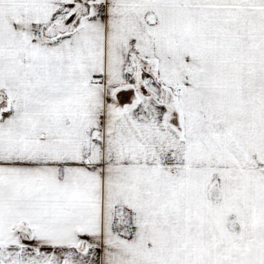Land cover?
Here are the masks:
<instances>
[{"label":"snow or ice","instance_id":"snow-or-ice-1","mask_svg":"<svg viewBox=\"0 0 264 264\" xmlns=\"http://www.w3.org/2000/svg\"><path fill=\"white\" fill-rule=\"evenodd\" d=\"M0 264H264V0H0Z\"/></svg>","mask_w":264,"mask_h":264}]
</instances>
